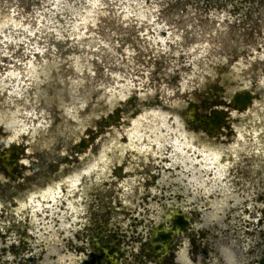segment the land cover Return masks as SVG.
<instances>
[{"label":"rangeland","instance_id":"1","mask_svg":"<svg viewBox=\"0 0 264 264\" xmlns=\"http://www.w3.org/2000/svg\"><path fill=\"white\" fill-rule=\"evenodd\" d=\"M0 264H264V0H0Z\"/></svg>","mask_w":264,"mask_h":264},{"label":"bare ground","instance_id":"2","mask_svg":"<svg viewBox=\"0 0 264 264\" xmlns=\"http://www.w3.org/2000/svg\"><path fill=\"white\" fill-rule=\"evenodd\" d=\"M212 144V143H211ZM195 153H197V150H195ZM199 154V153H198ZM199 155H206V158H207V160H209L210 159V155L209 154H205V153H201V154H199ZM220 159V157H219V155H216V154H213V156H212V158H211V160L213 161V160H216V161H218ZM211 161V162H212Z\"/></svg>","mask_w":264,"mask_h":264}]
</instances>
